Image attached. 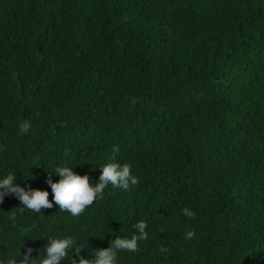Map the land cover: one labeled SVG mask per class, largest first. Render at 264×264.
<instances>
[{
  "label": "trees",
  "instance_id": "1",
  "mask_svg": "<svg viewBox=\"0 0 264 264\" xmlns=\"http://www.w3.org/2000/svg\"><path fill=\"white\" fill-rule=\"evenodd\" d=\"M111 162L139 182L78 217L6 195L0 261L64 237L91 259L143 220L117 264H264V0H0V179L51 201L56 167Z\"/></svg>",
  "mask_w": 264,
  "mask_h": 264
},
{
  "label": "clouds",
  "instance_id": "2",
  "mask_svg": "<svg viewBox=\"0 0 264 264\" xmlns=\"http://www.w3.org/2000/svg\"><path fill=\"white\" fill-rule=\"evenodd\" d=\"M31 125L25 121L19 125L20 132L27 133ZM119 149L114 146L111 159L116 160ZM67 155V153H65ZM52 175L60 177L58 182H53ZM138 178L132 174L130 164H119L116 162L107 163L102 167V173L99 176V183L93 185L88 175H79L73 171L72 167L58 166L53 173H49L46 183L50 186L52 192V200H49V192L47 190L31 189L25 190L16 183V174L9 173L3 179H0V203L3 202L6 195H15L23 209L41 213L42 209H50L53 202L58 205L60 211H66L73 217H78L84 213L87 207L91 206L96 199L103 198L105 188L111 184L113 188L129 189L130 186L138 183ZM183 214L186 217L194 218L195 213L189 208H184ZM15 219V216L12 217ZM133 227L137 230V234L131 238L116 237L110 241V246L104 249H96L92 253L91 259H85L83 256L79 260L71 256L72 252L80 254L84 247L75 246L76 241L72 237L52 238L48 240L45 246V256L40 260V264H60L61 261L71 260V264H117L118 253L120 251L134 252L138 250V242L147 240L148 233L147 223L143 220L138 221ZM188 239L195 236L194 231L186 233ZM162 253H167L166 247L161 248ZM33 249L31 247L21 254L19 257H10L6 261H0V264H36V259L32 258Z\"/></svg>",
  "mask_w": 264,
  "mask_h": 264
}]
</instances>
